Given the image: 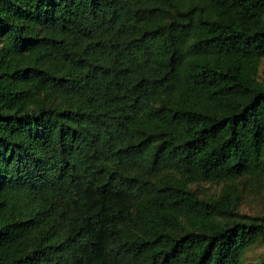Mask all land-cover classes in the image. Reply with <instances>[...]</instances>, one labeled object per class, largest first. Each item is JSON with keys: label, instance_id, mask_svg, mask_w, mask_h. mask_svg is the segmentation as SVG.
Returning a JSON list of instances; mask_svg holds the SVG:
<instances>
[{"label": "trees", "instance_id": "obj_1", "mask_svg": "<svg viewBox=\"0 0 264 264\" xmlns=\"http://www.w3.org/2000/svg\"><path fill=\"white\" fill-rule=\"evenodd\" d=\"M264 0H0V264H264Z\"/></svg>", "mask_w": 264, "mask_h": 264}, {"label": "rangeland", "instance_id": "obj_2", "mask_svg": "<svg viewBox=\"0 0 264 264\" xmlns=\"http://www.w3.org/2000/svg\"><path fill=\"white\" fill-rule=\"evenodd\" d=\"M260 78L264 81V60L260 67ZM264 212V193L261 192V195L257 199L246 200L244 205L241 207V213L254 215ZM264 252V246L258 247L249 253L250 257H258Z\"/></svg>", "mask_w": 264, "mask_h": 264}]
</instances>
